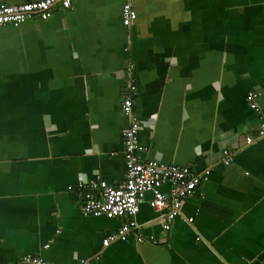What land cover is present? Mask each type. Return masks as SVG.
Masks as SVG:
<instances>
[{
  "label": "crops",
  "instance_id": "crops-1",
  "mask_svg": "<svg viewBox=\"0 0 264 264\" xmlns=\"http://www.w3.org/2000/svg\"><path fill=\"white\" fill-rule=\"evenodd\" d=\"M131 81L140 156L209 174L170 228L145 193L138 228L105 246L126 218L84 215L79 181L125 180ZM256 91L264 108V0H76L2 26L0 264H264Z\"/></svg>",
  "mask_w": 264,
  "mask_h": 264
},
{
  "label": "built area",
  "instance_id": "built-area-1",
  "mask_svg": "<svg viewBox=\"0 0 264 264\" xmlns=\"http://www.w3.org/2000/svg\"><path fill=\"white\" fill-rule=\"evenodd\" d=\"M76 0H32L24 3H0V28L6 24H21L29 19L49 17L58 7L70 8ZM125 25H131L138 14L131 4H125L122 9ZM137 87L133 81L128 84L124 93L123 112L130 118L129 126L124 130L125 149V180L119 185L110 184L101 175L88 182L79 181V206L84 214L105 215L109 218L125 217V222L119 229L103 239L105 246L112 242L126 241L130 233L138 228L135 217L144 202L145 193H151L150 205L164 215L165 228H170L173 220L181 213L183 203L193 197L197 187L203 180H208L209 172L199 173L189 166L166 164L158 160H145L141 150L138 121L134 113V97ZM260 92H250L247 100L250 107L260 113L262 124L258 135H264V108H259L256 99ZM254 138L248 137V143ZM228 159L232 160L231 152ZM169 187L165 193L163 187ZM147 238L139 235L137 240L145 242ZM151 240L154 237L151 236ZM20 264H51L44 258L28 254L21 258ZM80 264H91L81 260Z\"/></svg>",
  "mask_w": 264,
  "mask_h": 264
},
{
  "label": "trees",
  "instance_id": "trees-1",
  "mask_svg": "<svg viewBox=\"0 0 264 264\" xmlns=\"http://www.w3.org/2000/svg\"><path fill=\"white\" fill-rule=\"evenodd\" d=\"M257 92V91H256ZM261 93V92H260ZM247 96H248V94H247ZM247 99V98H246ZM248 101V100H247ZM84 215H94V214H84Z\"/></svg>",
  "mask_w": 264,
  "mask_h": 264
}]
</instances>
